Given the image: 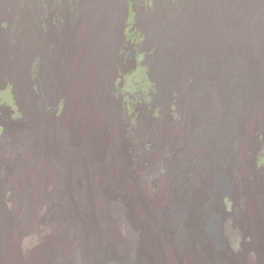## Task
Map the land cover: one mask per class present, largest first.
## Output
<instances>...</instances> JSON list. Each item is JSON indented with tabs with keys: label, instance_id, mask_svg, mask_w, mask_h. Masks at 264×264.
I'll return each mask as SVG.
<instances>
[{
	"label": "rangeland",
	"instance_id": "obj_1",
	"mask_svg": "<svg viewBox=\"0 0 264 264\" xmlns=\"http://www.w3.org/2000/svg\"><path fill=\"white\" fill-rule=\"evenodd\" d=\"M33 1L27 19H0V262L64 264L61 252L107 231L99 264H204L198 242L179 243L172 214L179 198L214 199L221 179L225 252L212 264H264V60L216 57L223 41L213 40L208 55L150 71L141 58L121 69L120 55L107 81L94 67L54 72L40 67ZM245 40L242 51L256 42ZM126 229L158 257L120 245Z\"/></svg>",
	"mask_w": 264,
	"mask_h": 264
},
{
	"label": "bare ground",
	"instance_id": "obj_2",
	"mask_svg": "<svg viewBox=\"0 0 264 264\" xmlns=\"http://www.w3.org/2000/svg\"><path fill=\"white\" fill-rule=\"evenodd\" d=\"M40 9L42 29L35 34L46 45L40 67H51L54 72H70L63 65L75 67V72H88V68L94 67L95 73L103 74L101 78L107 81L108 75L111 76L114 69L118 70L120 55L128 57L121 69L141 58V67L150 71L153 64L181 65L177 58L189 57L193 51L199 57L208 55L212 53L209 44L213 40L223 41L220 51L215 50L219 54L216 57H253L255 65L264 60V45L260 44L264 41V0H51ZM181 32L192 41L191 53L181 43ZM257 36H261L260 41ZM230 39L239 40V46L233 45L231 52L227 44ZM244 39H256V42L252 41L250 47L248 45L242 51ZM153 57L163 60L157 63L151 60ZM224 191L226 185L219 179V185L211 191L214 199L209 196L192 197L191 201L179 198L177 210L172 214L175 226L171 230H180L179 243L198 242L204 264H212L225 252L219 238L222 213L216 203ZM199 212H203V216L196 220ZM124 226L128 227V223ZM106 233L103 231L94 241L88 238L81 253L61 252L64 264L69 261L72 264H99V259H103V241L112 238ZM141 235L126 229L120 245L134 252L145 249L156 259L158 253L154 242ZM37 261L34 264H38ZM114 264L136 263L119 260ZM225 264L241 263L234 259Z\"/></svg>",
	"mask_w": 264,
	"mask_h": 264
},
{
	"label": "trees",
	"instance_id": "obj_3",
	"mask_svg": "<svg viewBox=\"0 0 264 264\" xmlns=\"http://www.w3.org/2000/svg\"><path fill=\"white\" fill-rule=\"evenodd\" d=\"M48 1H51V0H34L31 3L32 9H34V5H37V4H39V7L44 8ZM28 2L29 0H0V19L6 18V17L10 18V16H13V15L17 16L19 13H21L20 16H18L19 18L23 19L24 17L25 19H27L28 18ZM34 2H36L37 4H35ZM4 20L7 21V19H4ZM24 21L26 22L28 20H24ZM4 24L5 22L2 25L5 26Z\"/></svg>",
	"mask_w": 264,
	"mask_h": 264
}]
</instances>
